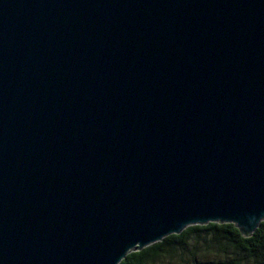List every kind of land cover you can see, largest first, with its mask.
Listing matches in <instances>:
<instances>
[{"label": "water", "instance_id": "95a60500", "mask_svg": "<svg viewBox=\"0 0 264 264\" xmlns=\"http://www.w3.org/2000/svg\"><path fill=\"white\" fill-rule=\"evenodd\" d=\"M262 221L264 0H0V264Z\"/></svg>", "mask_w": 264, "mask_h": 264}, {"label": "trees", "instance_id": "16d2710c", "mask_svg": "<svg viewBox=\"0 0 264 264\" xmlns=\"http://www.w3.org/2000/svg\"><path fill=\"white\" fill-rule=\"evenodd\" d=\"M207 255L232 259L221 264H264V221L249 237L232 223L190 226L128 254L120 264H195Z\"/></svg>", "mask_w": 264, "mask_h": 264}, {"label": "rangeland", "instance_id": "374dc122", "mask_svg": "<svg viewBox=\"0 0 264 264\" xmlns=\"http://www.w3.org/2000/svg\"><path fill=\"white\" fill-rule=\"evenodd\" d=\"M232 259L226 258L224 256H213L207 255L197 261L195 264H221V262L225 261L230 262Z\"/></svg>", "mask_w": 264, "mask_h": 264}]
</instances>
